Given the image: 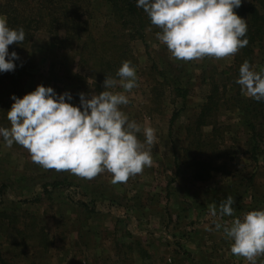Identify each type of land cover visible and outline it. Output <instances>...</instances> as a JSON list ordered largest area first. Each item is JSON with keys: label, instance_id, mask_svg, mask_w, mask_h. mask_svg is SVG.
<instances>
[{"label": "rangeland", "instance_id": "obj_1", "mask_svg": "<svg viewBox=\"0 0 264 264\" xmlns=\"http://www.w3.org/2000/svg\"><path fill=\"white\" fill-rule=\"evenodd\" d=\"M105 16L106 12L97 18L100 26ZM129 31L116 26L96 35L100 43L111 42L113 35L117 56L135 68L138 86L124 93L129 103L121 111L142 129L155 130L151 167L125 183L112 184L107 172L86 180L44 170L24 148L5 147L0 138V214L7 216L0 217V251L7 264H242L243 260L230 259V241L222 229L215 230L208 210L210 204L233 197V216L216 218L230 224L247 212L264 209V167L244 154L250 148L245 145L244 113L237 109L242 97L230 101L234 108H222L217 120L216 161L226 171L200 182L194 177L197 171L186 165L190 156L195 157L186 151V130L210 92V82L204 80L215 70H227L233 58L176 60L157 40L158 28L148 29L143 40L132 38ZM257 51L252 70L259 72L264 69V49ZM16 53L18 75L0 80V127L10 128V97L22 98L38 85L50 86L57 94L70 92L74 106L79 105L78 93L90 98L105 90V75H93L72 48L57 47L45 31ZM174 83L188 90L185 99L173 91ZM262 123L258 134L264 150ZM213 131L206 127L203 134L212 138ZM138 139L144 141L143 132Z\"/></svg>", "mask_w": 264, "mask_h": 264}, {"label": "clouds", "instance_id": "obj_2", "mask_svg": "<svg viewBox=\"0 0 264 264\" xmlns=\"http://www.w3.org/2000/svg\"><path fill=\"white\" fill-rule=\"evenodd\" d=\"M241 4L242 0H136V7L159 29L157 40L172 58L184 62L224 59L247 46V22L234 11ZM24 40L23 28H10L0 17V73L15 70L19 56L10 53L9 46ZM235 83L246 97L264 102V69L254 71L245 61ZM103 85L105 90L90 98L78 93V106L70 102V92L57 94L50 86L38 85L22 98L13 94L7 111L10 128L0 127L4 146H21L44 170L69 172L86 180L107 172L111 183L117 184L141 174L152 165L156 137L153 128L142 129L121 111L129 103L124 93L138 86L135 68L122 62L115 77L106 76ZM116 88L123 91H111ZM141 132L143 142L138 139ZM234 203L228 196L218 205L210 204L209 215L215 230L222 229L231 242V254L257 264V258L264 256V209L247 212L230 224L218 222L217 217L233 216Z\"/></svg>", "mask_w": 264, "mask_h": 264}, {"label": "trees", "instance_id": "obj_3", "mask_svg": "<svg viewBox=\"0 0 264 264\" xmlns=\"http://www.w3.org/2000/svg\"><path fill=\"white\" fill-rule=\"evenodd\" d=\"M234 11L247 22L248 44L234 56H230L233 58V64L227 70L221 72L215 70L210 78L204 80L210 82L209 95L186 130L188 140L186 151L188 153L190 149L195 155L190 156V162L186 165L197 171L194 177L200 182L210 180L215 174L226 171V166L216 161L219 159L217 155H220L217 152L216 125L222 108L228 105L234 108L230 101L237 96L242 97L237 102V109L244 113V124L248 133L245 145L250 148L245 150L244 154L254 164L262 163L264 167V150L261 146L263 137L258 134V127L262 126L264 120V102L245 98L240 92V86L235 83L242 63L247 61L254 68L257 49H264V0H242L241 6ZM104 12L107 14L105 16L107 21L104 20L100 26L96 20L99 16L104 17ZM0 17L6 18L10 28H23L25 32V40L19 45H10L9 52L23 51L35 41L40 32L45 31L52 37L57 47L72 48L74 53L80 56L79 62L83 66H90L93 75H98L100 71L103 79L104 75L105 78L115 77L118 67L124 60L119 54L118 58L115 52L113 35L111 42L100 43L96 34L102 30L112 32L117 26L118 29L130 30L132 38L136 36L143 40L148 29L156 28L151 25L143 10L136 7V0H0ZM87 49L93 53L86 54ZM112 59L117 62L110 61ZM16 65L18 68V63ZM17 75L16 71L0 73V80H14ZM162 75L163 79H167L165 73ZM160 83L170 86L165 82ZM171 87L174 92L182 94V99L186 98L187 89L177 88L175 83ZM176 116L177 114L174 115L172 122ZM206 127H214L212 138L204 136L203 130ZM56 186L59 187V184ZM0 217L7 218L6 214H0ZM0 264H7L1 251Z\"/></svg>", "mask_w": 264, "mask_h": 264}, {"label": "crops", "instance_id": "obj_4", "mask_svg": "<svg viewBox=\"0 0 264 264\" xmlns=\"http://www.w3.org/2000/svg\"><path fill=\"white\" fill-rule=\"evenodd\" d=\"M263 205V204H262ZM264 206V205H263ZM262 208V207H261ZM263 209V208H262ZM231 243V242H230ZM220 248H221V246H220ZM216 249H219V248H216ZM222 249H224V247H222ZM225 250V249H224ZM228 250L230 251V246H229V248H228ZM220 252H222L223 253V251L220 249L219 250ZM219 251H217V252H219ZM219 252V253H220ZM221 253V254H222ZM222 257V256H221ZM229 257H231L230 259H233V260H235V261H237V260H239V261H241V260H243V261H241L242 262V264H248V262L246 261V260H244L243 258H241V257H236V256H234V255H232L231 254V252H230V254H229ZM257 264H264V256H260V257H258L257 258Z\"/></svg>", "mask_w": 264, "mask_h": 264}]
</instances>
